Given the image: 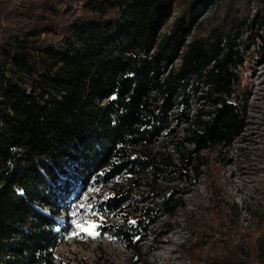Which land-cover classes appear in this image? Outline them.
Instances as JSON below:
<instances>
[{
    "label": "trees",
    "instance_id": "trees-1",
    "mask_svg": "<svg viewBox=\"0 0 264 264\" xmlns=\"http://www.w3.org/2000/svg\"><path fill=\"white\" fill-rule=\"evenodd\" d=\"M244 33L262 58L264 0H0V264H90L57 260L61 201L120 176L100 210L121 216L126 264H152L140 242L245 138ZM218 181L178 251L264 264L263 205L249 231Z\"/></svg>",
    "mask_w": 264,
    "mask_h": 264
},
{
    "label": "rangeland",
    "instance_id": "rangeland-1",
    "mask_svg": "<svg viewBox=\"0 0 264 264\" xmlns=\"http://www.w3.org/2000/svg\"><path fill=\"white\" fill-rule=\"evenodd\" d=\"M251 9L256 11L254 2ZM247 42V33H244L241 47L245 49ZM245 51L246 61L240 69L243 84L248 88L250 105V124L245 130V138L235 139L225 152V161H216L215 166L185 195L188 211L180 213L170 232L156 238L151 235L140 242L144 257L152 264H189L190 260L178 251V247L189 234L187 224L193 215L199 214L200 208L210 202L212 179H219L223 198L239 205L244 226L249 231L256 227L254 213H259L261 204L264 207V56L260 58L258 44H252ZM115 183L128 185L126 176H120L113 183L80 185L76 193H66L61 204L67 205V209L60 208L59 211L62 224L67 218L71 228L55 250L58 261L75 263L82 259L90 264H107L108 261L126 264L131 251L111 234L109 228L112 224H119L121 216L100 210L103 196ZM246 206L251 212L245 211ZM86 224L97 225L94 229L97 234L88 235L78 227Z\"/></svg>",
    "mask_w": 264,
    "mask_h": 264
},
{
    "label": "snow or ice",
    "instance_id": "snow-or-ice-1",
    "mask_svg": "<svg viewBox=\"0 0 264 264\" xmlns=\"http://www.w3.org/2000/svg\"><path fill=\"white\" fill-rule=\"evenodd\" d=\"M82 231H85L88 235H96L94 229L97 227L95 224L78 225Z\"/></svg>",
    "mask_w": 264,
    "mask_h": 264
}]
</instances>
